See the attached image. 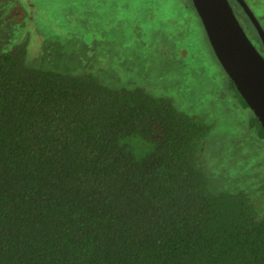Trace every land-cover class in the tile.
Segmentation results:
<instances>
[{
	"label": "trees",
	"instance_id": "trees-1",
	"mask_svg": "<svg viewBox=\"0 0 264 264\" xmlns=\"http://www.w3.org/2000/svg\"><path fill=\"white\" fill-rule=\"evenodd\" d=\"M209 129L142 88L30 66L24 43L0 53V264H264V218L197 163Z\"/></svg>",
	"mask_w": 264,
	"mask_h": 264
},
{
	"label": "rangeland",
	"instance_id": "rangeland-1",
	"mask_svg": "<svg viewBox=\"0 0 264 264\" xmlns=\"http://www.w3.org/2000/svg\"><path fill=\"white\" fill-rule=\"evenodd\" d=\"M261 20V0H248ZM264 25V22H263ZM170 98L210 126L197 163L215 193L244 191L264 218V137L215 56L191 0H0V53Z\"/></svg>",
	"mask_w": 264,
	"mask_h": 264
},
{
	"label": "water",
	"instance_id": "water-1",
	"mask_svg": "<svg viewBox=\"0 0 264 264\" xmlns=\"http://www.w3.org/2000/svg\"><path fill=\"white\" fill-rule=\"evenodd\" d=\"M210 46L264 130V57L239 24L228 0H191ZM264 43V32L253 15Z\"/></svg>",
	"mask_w": 264,
	"mask_h": 264
},
{
	"label": "flooded vegetation",
	"instance_id": "flooded-vegetation-1",
	"mask_svg": "<svg viewBox=\"0 0 264 264\" xmlns=\"http://www.w3.org/2000/svg\"><path fill=\"white\" fill-rule=\"evenodd\" d=\"M261 1L263 2V6H261V10H262V8L264 7V0ZM228 2L234 12L235 17L237 18L242 29L244 30L245 34L252 42L254 47L257 49V51L264 57V43L262 37L258 32L256 26L254 25L255 23L251 19V16L248 12H250L253 15V17L256 18L263 32H264V25H263L264 21L262 22L261 20H259V18H257V16L252 11V6L248 0H228ZM262 19L264 20V11L262 13Z\"/></svg>",
	"mask_w": 264,
	"mask_h": 264
}]
</instances>
